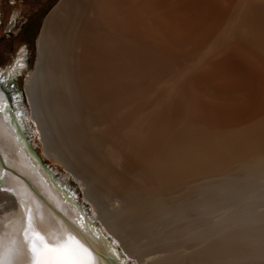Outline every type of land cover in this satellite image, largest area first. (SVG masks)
I'll return each instance as SVG.
<instances>
[{
  "label": "bare ground",
  "instance_id": "bare-ground-1",
  "mask_svg": "<svg viewBox=\"0 0 264 264\" xmlns=\"http://www.w3.org/2000/svg\"><path fill=\"white\" fill-rule=\"evenodd\" d=\"M37 51L38 152L84 199L31 149L17 61L0 72L2 264L69 237L92 264H264V0H60Z\"/></svg>",
  "mask_w": 264,
  "mask_h": 264
},
{
  "label": "rangeland",
  "instance_id": "rangeland-1",
  "mask_svg": "<svg viewBox=\"0 0 264 264\" xmlns=\"http://www.w3.org/2000/svg\"><path fill=\"white\" fill-rule=\"evenodd\" d=\"M60 0H0V72L10 73L14 69L15 63L21 61L19 70L13 74L15 89L20 92L18 99L20 108L24 109V124L32 143L42 153L45 150L38 125L32 118V106L25 87L31 72L35 69L37 61V40L41 33L45 18L51 9ZM14 18L18 19L15 29H10L14 23ZM26 22L23 26V22ZM20 22V23H19ZM21 27L19 34L18 28ZM26 44V45H24ZM27 46V47H26ZM28 48V51H27ZM27 57L25 63L23 58ZM25 64V65H24ZM26 118V119H25ZM57 176L69 178L70 187L78 194V198L84 199L83 185L66 169V167L56 159L44 156ZM86 203H89L86 201ZM85 206L92 211L94 206Z\"/></svg>",
  "mask_w": 264,
  "mask_h": 264
},
{
  "label": "snow or ice",
  "instance_id": "snow-or-ice-1",
  "mask_svg": "<svg viewBox=\"0 0 264 264\" xmlns=\"http://www.w3.org/2000/svg\"><path fill=\"white\" fill-rule=\"evenodd\" d=\"M33 235L39 239L37 234ZM30 251L32 253L31 264H92L88 250L71 237L63 245L53 248H49L46 244L41 248L33 243Z\"/></svg>",
  "mask_w": 264,
  "mask_h": 264
},
{
  "label": "water",
  "instance_id": "water-1",
  "mask_svg": "<svg viewBox=\"0 0 264 264\" xmlns=\"http://www.w3.org/2000/svg\"><path fill=\"white\" fill-rule=\"evenodd\" d=\"M29 144L31 146V149L34 151L35 155L40 159L42 160V163L48 168V169H51L49 168V165L46 161H43L42 157H41V154L38 152V149L36 148V146L32 143L31 140H29ZM105 261H106V264H127L125 261H123L119 256H112V255H108L106 258H105Z\"/></svg>",
  "mask_w": 264,
  "mask_h": 264
},
{
  "label": "flooded vegetation",
  "instance_id": "flooded-vegetation-1",
  "mask_svg": "<svg viewBox=\"0 0 264 264\" xmlns=\"http://www.w3.org/2000/svg\"><path fill=\"white\" fill-rule=\"evenodd\" d=\"M18 19L16 20L15 18H14V23L12 24V26H11V29H10V31L12 30V28L13 29H15V27L17 26V24H18ZM26 22H27V20L25 21V22H23L21 25L23 26L24 24H26ZM20 23V22H19ZM21 31V27H19L18 28V32L16 33V34H19V32ZM11 33H13L12 31H11ZM14 34V33H13ZM24 45H26V44H24ZM27 47V46H26ZM27 51H28V48H27ZM23 61L26 63L27 61H28V59H27V57H24L23 58ZM23 63V62H22ZM25 65V64H24ZM11 79H12V77H11ZM13 80V81H12ZM10 82V84H11V86H14L15 87V83H14V79H12Z\"/></svg>",
  "mask_w": 264,
  "mask_h": 264
}]
</instances>
